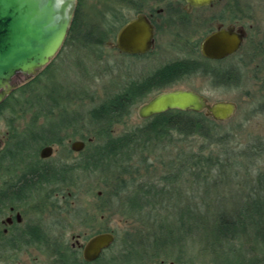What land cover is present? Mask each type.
<instances>
[{"label": "rangeland", "instance_id": "rangeland-1", "mask_svg": "<svg viewBox=\"0 0 264 264\" xmlns=\"http://www.w3.org/2000/svg\"><path fill=\"white\" fill-rule=\"evenodd\" d=\"M79 2L81 3L79 19L73 32L59 54L36 75L41 80L42 87L40 86L38 90L40 93H49L50 89L55 88L58 90L56 100H59L61 107L55 109L49 116L52 123L63 122L64 119L59 117L62 111L71 119L77 117L78 129L88 135L89 129L93 128L90 122V110L93 107L120 93L129 83L139 82L145 75L153 74L156 69L164 68L167 63L176 59L181 68L177 78H174L175 84L164 85L161 87L164 88L162 90L193 89L203 94L210 103L232 101L236 103L237 109L227 120H217L208 114L207 110L203 111L211 116V121L205 123L208 135L200 133L184 135L174 132L165 142L150 145L145 152L141 147L131 149L134 152L129 164L132 174L125 175L124 179L134 181V185H129L133 190L127 189L117 198L111 195L118 183L113 180V168L105 173L84 172L78 167L74 170L76 184L68 188L61 184L57 185L58 187L43 183L34 186L33 196L28 200L32 207L36 208L43 202H48L49 205L46 212L33 211L27 221L43 224L47 236L45 239L48 240L46 244L24 247L10 258L0 253V264H55L59 252L65 248H73V245L78 243L84 246L90 235L98 231L147 232L146 226L139 219L130 217L125 212L123 202L135 189L142 190L141 186L145 188L146 185L153 183L161 187L163 176L174 174L175 170L179 169L180 162L177 156L188 165L180 173L176 186L189 194L187 201L191 204H204L209 207L210 211L206 218L210 222L214 220L211 212L237 213L248 198L259 196L261 193L258 190L262 184L264 186V39L263 43L254 44L250 48L252 53L244 60L241 58L244 57L246 49L248 51L250 42L224 62L225 66L231 65L225 75L204 74L201 68L197 67L194 72L188 73L184 68L190 60L184 58L192 57L195 50L178 47L157 49L147 56L125 54L117 48L115 34L100 38L97 29L95 31L89 28L95 25L102 26L98 15L105 5L100 0ZM107 5L109 10H124L123 3L108 1ZM206 14L210 16V20L204 21L203 24L201 20L194 26L196 37L207 33V29L215 26L219 19L225 21L226 25L234 23L245 26L250 32L260 27L262 33L258 37L259 39L264 37V0H219L213 5L199 9L196 16L205 17ZM211 63L209 62L210 68L218 66ZM257 63L260 70L259 78L255 77ZM47 76L49 78H46ZM29 80L25 76L16 78L18 85ZM158 91L159 89H152L142 102L134 105L131 114L113 126V134L119 136L144 127L151 118L143 119L139 110L146 100ZM14 104L17 113H13L12 108L0 113V139L4 143L0 156L5 148L14 143L8 125L9 120L15 116L14 121L19 133H23L37 115V108H27L24 99L15 100ZM45 116V114L39 116L38 125L47 123ZM63 130L60 133L63 144L52 143L53 154L47 159H42L43 163L55 168L81 163L85 156L83 151L86 147L80 151L72 147L75 141L84 138L80 134H75L74 127ZM10 139L11 141H8ZM46 144L38 148L37 159L40 158V151ZM148 151L154 154H149ZM144 154H148L147 162L141 163ZM32 157L33 159L28 160L29 164L36 160L34 155ZM24 169V161L17 160L15 163L6 161L3 169H0V184L18 178ZM54 189L56 190L51 198ZM65 192L69 193L67 197L63 194ZM52 199L55 200L54 205ZM248 230L250 237H257L252 227ZM196 238L201 240L202 235L198 233L190 237V242L198 241ZM76 247L79 249V246ZM73 252L81 256L82 248ZM195 253L197 264H213L208 255H199L197 251ZM155 262L154 258L147 257L135 264Z\"/></svg>", "mask_w": 264, "mask_h": 264}, {"label": "trees", "instance_id": "trees-1", "mask_svg": "<svg viewBox=\"0 0 264 264\" xmlns=\"http://www.w3.org/2000/svg\"><path fill=\"white\" fill-rule=\"evenodd\" d=\"M79 1L70 33L73 32L79 19L81 4ZM101 2L105 5L98 15L102 26L88 27L95 31L97 29V32H100V38H105L116 32L124 22V16L122 11L107 9L108 0ZM180 66L174 64L164 67L149 82L168 80L178 73ZM29 79L18 85L0 105V113L7 108H12L13 113H17L14 102L15 100L21 101V99L26 101L27 108H37V115L23 133H19L14 121L15 116L9 120L11 137L17 141L10 144L3 158L11 163L17 160L27 162L33 159L32 155L36 158L40 145L52 142L63 144V137L60 133L69 127H74L75 134H80L84 138L86 148L83 154L85 156L81 163L68 164L59 168L50 164H39L36 158L37 161L30 162L35 166H30L27 173H23L20 179L22 183L19 181L12 193H0V202L18 201L24 196L27 187L41 183L55 186L61 184L66 188L75 186L74 170L78 167L84 172L105 173L113 168V180L118 183L111 195L117 198L127 189L133 190L129 188V185H134V181L124 179L125 175L132 174L129 164L134 152L131 149L141 147L145 152L150 145L165 142L174 132L184 135L193 133L208 135L205 123L210 120L211 116L203 111L172 110L154 115L142 128L115 136L112 132L113 126L122 122L126 116L131 114L133 106L142 102L146 97L145 86L140 82L129 83L120 93L93 107L90 110V122L93 128L89 129L87 135L78 129L77 117L71 119L62 111L59 117L64 119L63 122L52 123L49 116L55 109L61 107L59 100H56L58 90L55 88L50 89L49 93H40L38 91L41 86L39 77L34 76ZM41 114L46 115L47 123L38 125V118ZM148 153L154 154L151 151ZM144 156L141 163L146 161L148 154ZM176 158H179V169H176L174 174L163 176L161 187L153 183L146 185L145 188L141 186L142 190L135 189L132 195H128L123 202L125 212L130 217L139 219L146 226L147 232L112 231L116 235L114 244L97 260L86 261L82 255H75L72 248H65L64 251L58 253L59 258L55 264H135L147 257L154 258L155 264H197L195 251L199 252V255H208L213 264H264L263 184L258 190L261 194L248 198L246 204L237 213L213 211L211 217L214 220L210 222L206 218V214L210 211L209 207L204 204H191L187 201L189 194L187 195L182 191L183 189L176 186L181 176L180 173L188 165L183 163L184 160H180L181 157ZM55 190H52L51 198ZM63 194L66 197L69 195L66 192ZM51 201L54 205L55 200ZM249 227L255 230L256 238L250 237ZM29 230L30 232H25V230L18 229L11 234L9 239L1 240V255L10 258L24 247L46 244L48 239L42 238L45 235L38 227L30 226ZM198 233L202 235L201 240L196 238L198 241L190 242V237ZM31 235L35 237L32 238Z\"/></svg>", "mask_w": 264, "mask_h": 264}, {"label": "water", "instance_id": "water-1", "mask_svg": "<svg viewBox=\"0 0 264 264\" xmlns=\"http://www.w3.org/2000/svg\"><path fill=\"white\" fill-rule=\"evenodd\" d=\"M216 0H189L193 6H206ZM78 0H0V105L17 88V77L36 76L59 54L75 19ZM152 27L144 16L123 25L116 38L124 53L139 54L152 45ZM245 29L219 28L202 41V53L210 58H224L241 46ZM205 111L217 120H227L237 109L232 101L210 103L200 92L188 88L165 90L144 104L139 113L148 117L167 110ZM0 139V147L2 145ZM84 140L75 141L74 150H83ZM52 145L41 150L42 157L53 154ZM111 231L98 232L84 245L86 261L97 260L115 242Z\"/></svg>", "mask_w": 264, "mask_h": 264}, {"label": "flooded vegetation", "instance_id": "flooded-vegetation-1", "mask_svg": "<svg viewBox=\"0 0 264 264\" xmlns=\"http://www.w3.org/2000/svg\"><path fill=\"white\" fill-rule=\"evenodd\" d=\"M108 1L112 3H123V9H124L122 10L123 16H124V22L119 26V28L114 33L115 34V44H116L117 34L123 25L127 24L128 22H130L131 20L135 18L144 16L147 22L152 27L153 33H152L151 48L144 53L130 54V55L147 56L153 53L157 49L158 50L168 49V48L176 49L178 47H182V48L188 47V48H191L192 50H195V54H193L192 57L187 58V59L184 58L185 60H190L189 62H187L188 68L187 67L184 68V70H186L188 73L194 72V69H196L195 67H197V68H201L204 74L220 75V76L225 75L226 72L229 71V67L231 65L227 64L225 66L223 63L229 60L231 56L241 51L243 49V46L246 43L248 44L250 42L251 45L248 48V51L246 49L245 55L244 57L242 56L241 60H244L247 55H251L252 52L250 48L254 44L263 43L264 37L261 39H259L258 37L259 34L262 33V31L260 30L262 28L259 27L256 31L250 32L249 29L246 28L245 26H238L234 23H230L226 25L225 21H222L220 19L216 21L215 26H212V27L210 26L209 29H207L208 30L207 33H204L201 37H196L195 30H194L195 24H199L197 22L201 20H203L202 24L204 23V21L208 22L210 20V16L208 14H206L205 17L203 15L196 16L197 11L201 8H205L210 5H213L215 2L219 0H216L212 4H209L206 6H193L189 3V0H108ZM228 26H234L236 27V29H239V28L245 29L243 42L241 46L239 47V49L233 54H230L224 58L216 59V58L206 57L202 53L203 39L211 32L219 28L228 27ZM195 55L196 57L194 58ZM197 62H200L201 65ZM209 62L210 64H212L211 62L216 63V65L218 66L213 67L214 69L210 68ZM174 64H178V59L167 63L166 66H171ZM258 66H259V63H257L256 65V72H255L256 78H259L260 76V73H259L260 70ZM162 69L163 68L156 69L153 74L148 75V76L145 75L139 81L141 84L145 86L146 95L150 93L152 89H159L157 93H155L151 98L146 100L145 104L149 102L153 97L158 95L159 93L165 91V90H162L164 88L161 89V87H164V85L172 86L175 84L174 78H177L178 73L172 76L171 78H169L168 80H165L162 82H155V83L151 81L149 82V80L154 79L157 73ZM263 88H264V84H263ZM170 89H176V88H168L167 90H170ZM167 111H172V110H167ZM153 116L154 115L148 116V117H142V118L149 119V118H152ZM12 140L13 142L17 141L16 139H12ZM8 141H11V139ZM52 143H47L44 147L49 146ZM3 145L4 143L2 142L0 150L4 148ZM44 147H42V149ZM8 148L9 147L5 148L4 149L5 151H3V154L0 156V169H3L5 165L6 161H5V158L3 157L5 156ZM49 157H42L41 151H40V158L38 157L39 159L37 160L38 162H40L39 164H46V163H43L44 160L42 159H47ZM24 163H25V169L18 178H14L13 180H6L0 184V193L8 192L10 194L12 193V191H14L17 188L16 184H18V182L24 175L23 173H27L30 167L28 161ZM34 191H35L34 186H30V187H27V190H25L24 192V196L18 199V201L10 202V201L5 200V201L0 202V241L9 239L11 237V234L14 231H17L18 229H21V231L25 230V232H30L29 230L30 226L38 227L39 230H41L45 235L42 237L43 239L47 237L45 234V228L43 224L39 222L33 223V222L27 221L28 216L31 213H33V211L38 212L39 210H41L43 212H46L48 205H49L48 202H43V203H39L36 208H33L31 203L28 200L32 198ZM31 237L34 238L35 236L31 235ZM76 246H79V249ZM80 248H82L81 253L83 256L84 246L82 244H79V243L74 244L72 249L73 251H75V250H80Z\"/></svg>", "mask_w": 264, "mask_h": 264}, {"label": "bare ground", "instance_id": "bare-ground-1", "mask_svg": "<svg viewBox=\"0 0 264 264\" xmlns=\"http://www.w3.org/2000/svg\"><path fill=\"white\" fill-rule=\"evenodd\" d=\"M175 110V109H174Z\"/></svg>", "mask_w": 264, "mask_h": 264}]
</instances>
